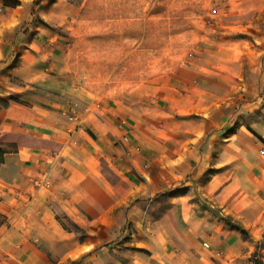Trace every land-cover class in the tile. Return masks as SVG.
<instances>
[{"label":"crops","instance_id":"obj_1","mask_svg":"<svg viewBox=\"0 0 264 264\" xmlns=\"http://www.w3.org/2000/svg\"><path fill=\"white\" fill-rule=\"evenodd\" d=\"M16 1L0 0V264H229L249 252L255 240L223 217L246 229L264 212L252 200L264 199V0L205 23L195 9L208 0ZM241 11L251 19H231ZM105 59L107 71L174 74L70 121L61 112L83 92L67 71ZM42 177L50 187L37 190Z\"/></svg>","mask_w":264,"mask_h":264},{"label":"rangeland","instance_id":"obj_2","mask_svg":"<svg viewBox=\"0 0 264 264\" xmlns=\"http://www.w3.org/2000/svg\"><path fill=\"white\" fill-rule=\"evenodd\" d=\"M250 1L251 0H244V3H251ZM239 3H241L239 0H208V6H206L207 14L201 13L202 8H200L197 3V7L195 9V18L197 23H205L206 20L208 19L207 21H209L210 18V21L212 22L214 19V16H212L213 9H218L219 12H222L225 8L227 11L229 7L233 6L236 10L235 7L239 5ZM263 14L264 13H261L259 17L262 18ZM235 17L238 20L247 21L251 19L252 13H245L243 11L236 13L232 12L231 19L236 20ZM134 18L135 17L131 20L133 21ZM137 19L139 18H136L135 20ZM104 55L106 54L104 53ZM111 62L106 59L97 61V63L90 65V67L94 68V70L91 71H67L66 79L69 84L72 83L74 86H78L79 90H82L83 98H68V104L65 106V109L74 104H78L83 107L81 109L77 108L81 111L84 110V106L86 107L89 102L93 101V103H101L111 101L114 98L123 97L124 95H129V93L132 94L136 91L135 88L141 81L151 82L155 81L157 78L161 79V77H170L174 74V71H107L106 66ZM85 63L86 62H84V65ZM104 68L106 69L104 70ZM78 94L81 95V93ZM45 145H49L51 148H56L55 145L50 143H45ZM252 193L254 197L256 196V198H252L253 202H256L255 200L257 199L260 203L258 204L259 207L264 210V199H260L258 197L259 193L257 192ZM254 206H256V203ZM255 214V209L250 210L249 218L251 219ZM263 216L264 212H262L258 221L251 223L249 228H246V234L242 233L245 239L252 238L255 240L250 251L244 252L236 259V261H232L229 264H264V230L259 228V224L260 221H262ZM249 230H251V234L248 232Z\"/></svg>","mask_w":264,"mask_h":264},{"label":"trees","instance_id":"obj_3","mask_svg":"<svg viewBox=\"0 0 264 264\" xmlns=\"http://www.w3.org/2000/svg\"><path fill=\"white\" fill-rule=\"evenodd\" d=\"M3 2L5 4L7 3V4H12V5L18 4V1H16V0H3ZM0 104H4V103H0ZM15 137L17 138V141L15 140L16 143L20 144V145H29L30 146V145H33V142L34 143H40V144L47 142V140H45V139H37L31 135L15 134ZM3 153H4V150L2 148H0V161L2 160ZM102 171L105 174L106 178L110 182L115 181L116 177L112 175V173L109 171V169H107V167L103 166ZM223 220L227 225L239 230L243 234L247 233V230L242 226V224L239 221L234 220L231 216L227 215V216L223 217ZM263 238H264V236H263Z\"/></svg>","mask_w":264,"mask_h":264},{"label":"built area","instance_id":"obj_4","mask_svg":"<svg viewBox=\"0 0 264 264\" xmlns=\"http://www.w3.org/2000/svg\"><path fill=\"white\" fill-rule=\"evenodd\" d=\"M214 12V10H213ZM78 106L76 104L67 107L66 109L62 110L61 114L64 115L66 118H68L70 121L77 122L79 120L80 112L79 109H77ZM123 141L128 142V138L126 136H123ZM138 149V147H135ZM259 153L261 155H264V147L260 148ZM32 185L35 189H48L50 187V181L46 177L42 178H35L32 180ZM203 246L205 248H208V243H203Z\"/></svg>","mask_w":264,"mask_h":264}]
</instances>
